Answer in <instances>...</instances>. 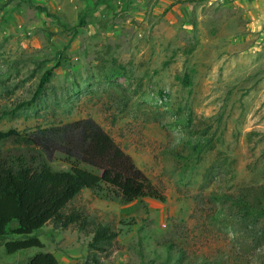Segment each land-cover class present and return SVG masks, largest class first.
Returning <instances> with one entry per match:
<instances>
[{
  "label": "rangeland",
  "instance_id": "rangeland-1",
  "mask_svg": "<svg viewBox=\"0 0 264 264\" xmlns=\"http://www.w3.org/2000/svg\"><path fill=\"white\" fill-rule=\"evenodd\" d=\"M56 63L37 99L15 109ZM86 117L164 200L83 189L68 207L85 227L51 220L36 231L42 247L10 254L5 242L19 237L9 233L0 264L38 251L60 264H159L168 247L170 264H264V218L250 215L252 236L235 202L264 183V0H0V130ZM99 223L116 235L92 246Z\"/></svg>",
  "mask_w": 264,
  "mask_h": 264
},
{
  "label": "trees",
  "instance_id": "trees-1",
  "mask_svg": "<svg viewBox=\"0 0 264 264\" xmlns=\"http://www.w3.org/2000/svg\"><path fill=\"white\" fill-rule=\"evenodd\" d=\"M35 8L55 18L65 29L69 28L67 23H62L61 15L46 5L37 3ZM82 21L80 18L79 22ZM56 67L57 63L41 73L32 97L15 109L37 99ZM184 78L188 82L187 73ZM8 142L23 148L2 152L1 146ZM57 160L66 168L54 169L50 163ZM83 189L110 190L126 203L146 196L164 200V195L137 167L133 158L91 117L30 131L0 130V237L9 233L19 237L5 242L8 254L42 247L36 231L51 220L61 227L69 224L85 227L87 215L77 207H68ZM235 202L245 211V228L253 236L255 220L251 223L249 218L252 213L264 218V183L243 186ZM12 222L15 226L10 228ZM115 235L108 225L99 223L93 228L91 245L110 242ZM171 249L168 247L164 261L159 264H170ZM183 259V252L179 251L177 261ZM27 264L60 263L53 253L38 251Z\"/></svg>",
  "mask_w": 264,
  "mask_h": 264
}]
</instances>
